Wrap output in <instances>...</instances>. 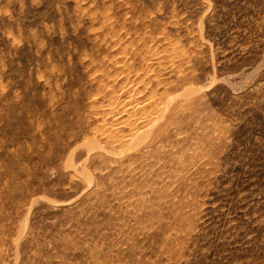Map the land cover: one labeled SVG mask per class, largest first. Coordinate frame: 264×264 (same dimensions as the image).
I'll return each instance as SVG.
<instances>
[{"label":"rangeland","instance_id":"rangeland-1","mask_svg":"<svg viewBox=\"0 0 264 264\" xmlns=\"http://www.w3.org/2000/svg\"><path fill=\"white\" fill-rule=\"evenodd\" d=\"M0 264H264V0H0Z\"/></svg>","mask_w":264,"mask_h":264},{"label":"bare ground","instance_id":"bare-ground-1","mask_svg":"<svg viewBox=\"0 0 264 264\" xmlns=\"http://www.w3.org/2000/svg\"><path fill=\"white\" fill-rule=\"evenodd\" d=\"M131 89H132V88H131ZM133 92H134V91H133ZM131 93H132V92H131ZM134 94H135V93H134ZM137 94H138V93H137ZM129 97H132V94H130ZM129 97H128V98H129ZM132 98H133V97H132ZM131 100H132V99H131ZM131 100H130V101H131ZM130 101H129V103H131ZM133 101H134V100H133ZM132 103H134V102H132ZM132 103H131V104H132ZM131 104H130V105H131ZM134 104H136V103H134ZM132 106H133V105H132ZM130 107H131V106H130ZM135 107H136V106H135ZM131 108L133 109V107H131ZM134 110H135V109H134ZM138 110H139V109H138ZM137 113H138V111L136 112V115H138ZM133 114H135V113H133ZM130 115H131V114H130Z\"/></svg>","mask_w":264,"mask_h":264}]
</instances>
